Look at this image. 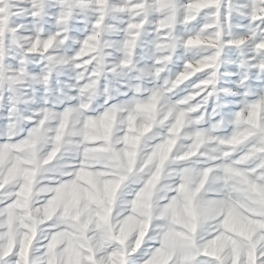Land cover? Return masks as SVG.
<instances>
[{
    "label": "clouds",
    "instance_id": "obj_1",
    "mask_svg": "<svg viewBox=\"0 0 264 264\" xmlns=\"http://www.w3.org/2000/svg\"><path fill=\"white\" fill-rule=\"evenodd\" d=\"M0 203V264H264V0H0Z\"/></svg>",
    "mask_w": 264,
    "mask_h": 264
},
{
    "label": "snow or ice",
    "instance_id": "obj_2",
    "mask_svg": "<svg viewBox=\"0 0 264 264\" xmlns=\"http://www.w3.org/2000/svg\"><path fill=\"white\" fill-rule=\"evenodd\" d=\"M69 194L73 196V198L79 199L82 196L87 195L86 192L82 191L79 187L78 184H76L74 181L69 184ZM177 188H179V184L177 185ZM174 195L176 194L175 192L173 193ZM219 198L223 199V196H220ZM7 203H0V211H3V209L7 208ZM7 220V216H0V224H3L4 221ZM7 231L6 228H0V234L3 232ZM212 239H215L213 236ZM174 244H179L181 243L180 238H174L172 241ZM15 258H13L14 260ZM203 259L207 261V264H221V258L216 257V256H208L207 254L204 255Z\"/></svg>",
    "mask_w": 264,
    "mask_h": 264
},
{
    "label": "rangeland",
    "instance_id": "obj_3",
    "mask_svg": "<svg viewBox=\"0 0 264 264\" xmlns=\"http://www.w3.org/2000/svg\"><path fill=\"white\" fill-rule=\"evenodd\" d=\"M228 227H229V230L239 231V230H242L243 225H241V223L239 222L238 218H233V220L230 222Z\"/></svg>",
    "mask_w": 264,
    "mask_h": 264
}]
</instances>
